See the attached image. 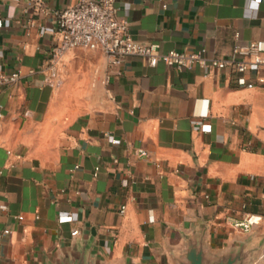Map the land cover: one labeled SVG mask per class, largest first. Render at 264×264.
<instances>
[{
	"label": "crops",
	"instance_id": "crops-1",
	"mask_svg": "<svg viewBox=\"0 0 264 264\" xmlns=\"http://www.w3.org/2000/svg\"><path fill=\"white\" fill-rule=\"evenodd\" d=\"M41 2L0 0V73L23 75L0 86V264H178L188 242L264 264V68L244 74L250 88L230 68L136 57L108 74L98 50L76 49L47 84L55 14L76 0ZM115 7L135 42L161 52L264 51V0ZM248 215L259 217L248 232L232 227Z\"/></svg>",
	"mask_w": 264,
	"mask_h": 264
},
{
	"label": "built area",
	"instance_id": "built-area-1",
	"mask_svg": "<svg viewBox=\"0 0 264 264\" xmlns=\"http://www.w3.org/2000/svg\"><path fill=\"white\" fill-rule=\"evenodd\" d=\"M39 12H44L41 0H30ZM58 40L53 48L49 61L41 72H46L47 84L58 85L57 74L63 56L72 50L81 49L87 51L98 50L105 58L107 73L119 67L127 58L136 57L142 59L148 66L162 63L166 67L176 70H191L194 66L221 71L233 69L238 77L240 85L252 87L244 78L252 68H264V51L260 45L250 42L245 46L235 45L227 58L208 57L204 48H198L189 52L169 50L161 52L159 45L149 43L141 45L133 40L128 23L120 19L116 14L115 0H76L71 7L65 8L55 14ZM237 37V34H235ZM34 73L33 70L28 74ZM20 70L10 73H0V86L13 85L22 78ZM263 83L262 79H258ZM140 157L147 158L148 154L141 149L136 151ZM159 167L158 164H155ZM95 168L93 177L97 176ZM125 207L118 210L123 214ZM70 218V215L67 214ZM259 222V217L248 215L242 220L232 222V227L243 232H248ZM5 233H8L5 231ZM76 232H73L75 234ZM261 258L264 259V250Z\"/></svg>",
	"mask_w": 264,
	"mask_h": 264
},
{
	"label": "water",
	"instance_id": "water-1",
	"mask_svg": "<svg viewBox=\"0 0 264 264\" xmlns=\"http://www.w3.org/2000/svg\"><path fill=\"white\" fill-rule=\"evenodd\" d=\"M262 248L257 256L256 260H264L261 258ZM245 255L241 252H232L225 255L208 257L202 248L194 245L191 242L186 244L184 252L180 255L178 264H248ZM63 264H93L89 260H85L83 257H78L73 261L66 260Z\"/></svg>",
	"mask_w": 264,
	"mask_h": 264
}]
</instances>
